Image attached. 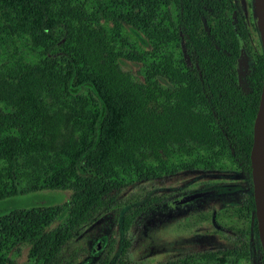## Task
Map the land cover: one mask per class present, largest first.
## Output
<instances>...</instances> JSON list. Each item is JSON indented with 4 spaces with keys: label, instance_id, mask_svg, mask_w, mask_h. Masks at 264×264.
I'll return each instance as SVG.
<instances>
[{
    "label": "trees",
    "instance_id": "16d2710c",
    "mask_svg": "<svg viewBox=\"0 0 264 264\" xmlns=\"http://www.w3.org/2000/svg\"><path fill=\"white\" fill-rule=\"evenodd\" d=\"M244 1L248 15L240 0H0V81L12 95L0 96V165L15 188L1 191L0 200L43 189L71 192L62 206L0 216V264H14L10 252L22 246L31 264H58L66 243L108 209L123 174L155 177L178 159L181 167L214 168L226 158L250 175L264 40L253 0ZM126 29L150 50L131 42ZM3 35L26 37L40 54L14 80L4 75L11 69L2 61ZM240 43L253 55L248 91L239 83L246 56ZM122 60L139 66L140 81ZM56 153L64 167L21 191L25 161ZM244 204L255 211L253 196ZM143 210L123 216L124 231ZM247 247L200 259H245ZM200 263L187 257L165 264Z\"/></svg>",
    "mask_w": 264,
    "mask_h": 264
},
{
    "label": "rangeland",
    "instance_id": "374dc122",
    "mask_svg": "<svg viewBox=\"0 0 264 264\" xmlns=\"http://www.w3.org/2000/svg\"><path fill=\"white\" fill-rule=\"evenodd\" d=\"M252 2L257 30L261 31L262 0L261 4L259 0ZM238 9L248 15L244 0H240ZM125 35L142 50H150L149 43L138 33L126 29ZM254 37L256 40V32ZM3 38L7 42L2 61L11 69L4 74L6 81L8 75L14 80L24 67L39 63L40 54L26 37L3 35ZM252 49L257 51L255 44ZM245 55L240 63L239 83L248 91L254 61L252 54L246 52ZM120 63L135 80L142 79L137 72L139 66L125 60ZM45 89L48 93L49 88L45 86ZM45 92L42 95L44 101ZM0 96L7 101L12 97L10 86L2 81ZM57 105L64 108L60 99ZM79 135L77 132L76 139ZM180 162L181 159L173 160L166 171L155 177L140 179L135 174H123L112 192L114 198L108 209L83 225L66 243L58 264H117L123 258L132 264H165L187 257L200 260V264H263L255 212H248L244 204L253 196L251 175L226 158L207 169L181 167ZM64 165L65 161L58 153L28 158L23 164L20 190L38 185ZM5 188L15 189L0 165V192ZM70 195L71 192L66 190L43 189L7 197L0 200V216L15 209L62 206L69 201ZM139 208H143V212L124 231L123 216ZM125 243H128L127 247ZM242 243L248 244L245 259L227 258L218 262L200 259L203 253L239 250ZM10 258L14 264H31L26 246L12 249Z\"/></svg>",
    "mask_w": 264,
    "mask_h": 264
},
{
    "label": "water",
    "instance_id": "95a60500",
    "mask_svg": "<svg viewBox=\"0 0 264 264\" xmlns=\"http://www.w3.org/2000/svg\"><path fill=\"white\" fill-rule=\"evenodd\" d=\"M240 51L243 55L242 43H240ZM250 167L257 233L264 255V70L258 110L253 123Z\"/></svg>",
    "mask_w": 264,
    "mask_h": 264
},
{
    "label": "bare ground",
    "instance_id": "6f19581e",
    "mask_svg": "<svg viewBox=\"0 0 264 264\" xmlns=\"http://www.w3.org/2000/svg\"><path fill=\"white\" fill-rule=\"evenodd\" d=\"M259 3L261 4V0H259ZM262 8H263V14H264V0H262ZM261 31H262V39L264 40V15H263V19H262V22H261ZM264 45V43H263Z\"/></svg>",
    "mask_w": 264,
    "mask_h": 264
},
{
    "label": "flooded vegetation",
    "instance_id": "af4514ba",
    "mask_svg": "<svg viewBox=\"0 0 264 264\" xmlns=\"http://www.w3.org/2000/svg\"><path fill=\"white\" fill-rule=\"evenodd\" d=\"M250 175H251V173H250ZM264 256V255H263Z\"/></svg>",
    "mask_w": 264,
    "mask_h": 264
}]
</instances>
